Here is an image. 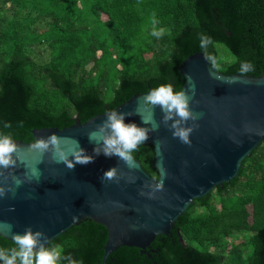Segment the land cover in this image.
Wrapping results in <instances>:
<instances>
[{
  "label": "trees",
  "instance_id": "obj_1",
  "mask_svg": "<svg viewBox=\"0 0 264 264\" xmlns=\"http://www.w3.org/2000/svg\"><path fill=\"white\" fill-rule=\"evenodd\" d=\"M197 52L219 72L261 75L264 0H0V138L31 143L35 129H63L76 115L83 123L160 85L181 91V65ZM133 154L158 179L153 145ZM107 240V228L86 219L48 247L102 264ZM13 247L0 236L6 255ZM106 264H264V143L169 234L145 249L121 246Z\"/></svg>",
  "mask_w": 264,
  "mask_h": 264
},
{
  "label": "water",
  "instance_id": "obj_2",
  "mask_svg": "<svg viewBox=\"0 0 264 264\" xmlns=\"http://www.w3.org/2000/svg\"><path fill=\"white\" fill-rule=\"evenodd\" d=\"M206 57L197 52L181 65L185 79L181 91L189 95V107L198 115L180 125L193 128L191 144L173 136L172 124L179 117L173 115L165 123L158 106L144 105L152 89L83 123L76 115L75 123L63 129H35L34 142L12 139L18 146L13 158L18 159L15 167L0 169V187L11 189L0 196V236L13 241V233L24 234L31 227L44 233L47 239L41 237V242L48 246L68 229L91 219L108 230L102 259L106 264L121 246L150 247L158 235L170 233L195 199L236 178L244 159L264 143V72L259 76L225 74ZM114 111L131 113L125 116L126 123L150 129L141 145H153L158 179L133 153L136 167L130 168L116 156H105L102 143L89 139ZM53 134L66 138L60 140L65 153L71 155L81 147L93 162L71 170L55 162L59 158L55 150L41 152L32 147ZM98 147L99 155L94 151ZM111 168L117 169V178L103 179ZM161 181L163 189L156 190Z\"/></svg>",
  "mask_w": 264,
  "mask_h": 264
},
{
  "label": "clouds",
  "instance_id": "obj_3",
  "mask_svg": "<svg viewBox=\"0 0 264 264\" xmlns=\"http://www.w3.org/2000/svg\"><path fill=\"white\" fill-rule=\"evenodd\" d=\"M156 21L153 20L152 35L160 38L164 33L163 30L155 28ZM202 47L211 43L209 38L202 37ZM207 58V57H206ZM213 66L215 62L213 61ZM251 70V65L245 63L241 66V72L246 73ZM190 97L184 91H175L171 84L160 85L146 96L144 105L146 107L158 106L164 112V122L167 123L173 119V115L179 117L172 124L174 137H178L183 143L191 144L190 134L193 128L181 127V122H187L189 119H197L198 115L194 114L189 107ZM131 113L111 112L107 114V119L103 124L97 125V132L89 134V139L97 144L102 143L103 154L107 157L116 156L122 160L128 167L135 168L136 164L132 153L136 151L139 145L148 140L150 129L138 126L135 122L126 123L125 116ZM158 127V126H157ZM110 129V132L108 131ZM151 130H155L152 128ZM103 133V135H101ZM66 139L53 134L47 139L38 140L32 147L41 152L55 150L59 153V158L55 162H62L71 170H74L77 164L86 165L93 162V157L85 154L86 150L79 147L71 155L60 149V140ZM79 144L78 141H76ZM97 155L101 149H94ZM18 152V146L13 142L10 136L0 138V169H9L16 166L17 159L14 154ZM117 178V169L111 168L104 173L103 179L114 180ZM163 189V182L156 184V190ZM4 187H0V196L7 194ZM143 194V193H142ZM11 231V226H9ZM44 233L41 231L34 232L29 227L24 234L13 233L12 239L15 247L10 249L11 254L6 255L3 249H0V260L4 264H60L61 259H69V264H75L70 258L62 257L59 248H51L41 242ZM47 239V237H44Z\"/></svg>",
  "mask_w": 264,
  "mask_h": 264
}]
</instances>
